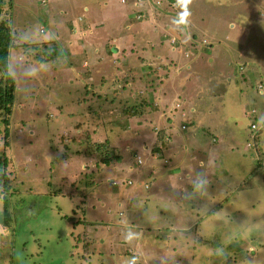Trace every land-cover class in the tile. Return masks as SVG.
<instances>
[{
  "label": "rangeland",
  "instance_id": "1",
  "mask_svg": "<svg viewBox=\"0 0 264 264\" xmlns=\"http://www.w3.org/2000/svg\"><path fill=\"white\" fill-rule=\"evenodd\" d=\"M11 1L10 24L17 47L11 48L8 56L15 98L7 150L12 187L7 192L13 215L4 228L0 210V264H207L206 243L214 241L209 237L198 243V237L215 229L217 222L238 235L234 245L229 239L233 255L227 256L228 264H264L255 258L258 254L250 253L257 247L256 239L247 236L254 230L260 232L258 248L264 254V0H192L187 20L186 12L180 14L178 0ZM4 5L9 7L6 2ZM84 6L88 10L84 11ZM136 11L143 12L142 20L132 16ZM180 15L183 28L175 20ZM128 28L130 33H124ZM53 51L51 60L38 62ZM168 61L173 65L166 70L161 64ZM244 65L260 73L250 77L249 92L241 95V85L234 78ZM130 67L139 75L158 70L153 82L157 87L170 86L166 93H184V98L196 99L195 87L208 85L214 94L213 105L226 102L218 108L216 104L211 114L203 110L201 115L202 122L216 126L214 134L219 131L222 135L223 141L212 149L218 156L217 170L192 167V183L186 192L204 179L215 184L216 191L218 185L233 187L237 202L228 201L232 193L223 206L217 205L219 199L213 200V211H201L202 220L193 228L195 219L189 222L187 212L207 207L193 199L184 200L189 204L183 205L180 200L176 205L168 199L170 165L166 153L153 152L157 115L147 127L150 115L127 119L120 118L118 110L114 111L117 117L101 111L103 102L112 97H126L128 103L138 99L143 82H138L136 89L130 84L122 89L117 79L125 72L132 73ZM208 75L216 80L209 83L205 80ZM195 77L205 81L192 85ZM260 79L262 85H258ZM165 95L156 92L151 99L160 111L167 103L175 114L169 123L173 135L191 133L193 125L186 130L180 127L183 120L191 122L187 119L190 115L183 116L180 106L184 101L176 98L180 106H175L174 96L169 100ZM194 105L201 107L197 100ZM92 109L99 110L97 118L89 115ZM158 114L170 115L166 109ZM251 124L257 129L250 130ZM202 127L205 129L203 125L195 127L198 131L193 133L205 143L209 135ZM86 132L93 140L106 139L121 160L104 164L99 156L87 152L82 142ZM246 138V146L263 160L262 169L254 173L256 166L247 155L241 158L239 170L235 161L226 162L227 145L239 139L242 144ZM151 163L156 164L157 175L142 183L143 171ZM223 169L227 175L222 174ZM209 173L215 177L210 178L213 174ZM176 196L179 193L172 198ZM70 220L78 224L73 227ZM83 220L108 224L83 227ZM222 226L219 231L224 230ZM77 236L91 244L82 249L83 241ZM245 240L249 243L247 253L236 254Z\"/></svg>",
  "mask_w": 264,
  "mask_h": 264
},
{
  "label": "trees",
  "instance_id": "2",
  "mask_svg": "<svg viewBox=\"0 0 264 264\" xmlns=\"http://www.w3.org/2000/svg\"><path fill=\"white\" fill-rule=\"evenodd\" d=\"M5 2L7 3L9 7H5L4 5ZM11 4H12L11 0H0V202H1L0 210H1V223L4 228H7V226L11 224V221H12L11 216L13 215V210L12 211L9 210L10 209V206H9L10 194L7 192L9 188L12 187V183H11L12 178L10 174L7 172L8 170L7 168L8 167V155H7L8 151L7 150L9 146V130H8L9 120L12 114L13 102L15 98V81L13 77L10 76L9 71H8V56H9V50L13 47H17L16 43L13 42L12 26L10 24ZM142 13L143 12L136 11V13L134 15L132 14V16H136L137 19H141ZM175 20H178L179 27L183 28L184 26L183 16L181 15L177 16L175 17ZM180 33L178 35L179 38L181 36ZM179 38H177V43H178L177 45H180ZM107 52L111 53V50L109 49V47L107 49ZM54 53H55L54 51L45 53V56H43V59H40L38 61V58H37V61L39 63L49 61L52 59ZM125 61H126V58H125ZM168 66H169L168 64H164V63L161 64V67L163 68H168ZM245 69H247L248 71L247 72L245 71V73H242V71ZM129 70L132 71L131 67L129 68ZM239 70H241L240 72H238L239 77L244 76L245 83L248 86L250 85V83H248V80L250 79V77H254L256 74L260 73L251 68L246 67L245 65L240 66ZM138 73L139 72L136 73L132 71V73L129 74L125 72L123 73V75L117 78L119 83H121L122 89L127 84L134 85V88L136 89L137 88L136 84L138 82H143L144 83L143 89L139 91V94L136 95L138 99L131 102L130 101L131 96H130L128 97L130 103H128L126 101L127 100L126 97H122V99H118L119 96H117L116 98L115 97L109 98L105 100L103 104L100 106L103 114H107L106 116L114 115L115 117H117L116 116L117 113L114 114V111L118 110L119 113L121 114L120 118L126 117L127 119H131V118H140L143 116V114H147L152 111L158 110L159 105L156 102H153V100L151 99L152 98L151 94L154 95L157 89V86H156L157 84H155V82L153 81H154V78H158V70L154 69L142 75H139ZM258 83H259L258 85H262L263 83L262 79H260ZM149 89L151 92L149 91ZM143 94L145 95L143 96ZM106 98H108V95H106ZM90 111H92V113H90L89 115L92 118H97V116L100 115L99 110L92 109ZM147 127H150V125H148ZM150 130H152V128H150ZM85 131H88V129H86ZM160 138H161V135H160V132L158 131L155 142H157ZM82 142L85 143L84 149L91 154L99 156V160L104 164H108L111 161L117 162L121 160L120 156L115 154L114 149L111 148L110 144L108 143L106 139L104 141L93 140L92 134H90L89 132H86L85 136L82 139ZM64 147H66V145H64ZM64 154H66V152H64L63 155ZM262 162H263L262 157L259 156L254 164L256 166L255 171L258 170V167ZM90 179H91L90 177L86 179L85 183L89 184ZM143 181L145 183L148 180L147 179L141 180L142 183ZM130 182L128 181V183ZM167 184H168V187L172 186V184L170 183H167ZM57 190L62 191L61 189H57ZM200 212L197 213L198 214L197 217L199 216ZM202 217H205V216H202ZM190 218L191 220L189 222H192V218L195 219V222L192 228L194 226H197L199 224L198 222L202 220L200 219V217L198 218L190 217ZM9 221H10V224H9ZM70 221L73 222L74 225L78 224L74 220H70ZM82 222L81 224L83 227L88 226V225L94 226L95 223H98L97 221L93 223L91 221H86V220L85 221L83 220ZM189 222L184 223V224H188ZM98 224L106 225L108 223L103 222V223H98ZM221 226L222 225H220L219 222H217L215 229L211 231H207V233L201 236L200 238L198 237V243L202 239H207L209 237H211L210 240L214 241L212 245L206 243V247H208V250H209L207 251L208 253H204L207 257L206 258L207 264L208 263L209 264H228L230 263L228 258L229 257L232 258L231 256L233 255V253H229V250H230L229 248H231L230 246L231 243L229 244V239L230 238L232 239V245H234L235 238L238 237V235H234L233 232L227 229V227H223V226L222 227L224 228V230L219 231L218 228ZM163 229L168 230V231L170 230L168 227H163ZM186 231L188 232L189 230L186 229ZM76 235H78V232L76 233ZM247 236H249L250 239H256L255 242L257 246V251L253 249L250 251V253L255 252L254 253L255 255L258 254L255 258L258 259L259 257L261 258L259 260L260 262L264 261L263 259L264 254H262V252L260 254V251L258 248V246L261 245V243L258 245V240L262 239L260 232L257 230H254L251 232V234H247ZM77 237H78V240L80 241L81 240L83 241V239L85 238L82 236H77ZM83 244L84 245H80L82 249H83V246H88L91 244V242L85 240L83 241ZM248 244L249 243L246 240L244 242H241V246L237 247L236 254L238 253V251L246 252V249H247L246 247ZM227 256L229 257L227 258ZM242 257L245 258L246 255ZM255 263H258V260L255 261Z\"/></svg>",
  "mask_w": 264,
  "mask_h": 264
},
{
  "label": "crops",
  "instance_id": "3",
  "mask_svg": "<svg viewBox=\"0 0 264 264\" xmlns=\"http://www.w3.org/2000/svg\"><path fill=\"white\" fill-rule=\"evenodd\" d=\"M45 4H47V3H45ZM84 7H85V8H83L84 11L88 10V8L86 6H84ZM45 16L48 17V14H45ZM120 22H121V20L118 22H115V24L120 23ZM89 25H88V21H85V26L87 28H89ZM72 26H74V25H72ZM81 28H83V26ZM53 29H56V27L53 26ZM128 31H129V28L126 31H124V33H130ZM80 33L81 32H76L77 35H79ZM192 38L194 39V36H192ZM128 40H130V37ZM172 48H174V47H172ZM115 50H116V48L114 49V51ZM201 54H202V52L200 53V55ZM197 55H199V54H197ZM166 64L169 65L168 68H164L166 70H169L170 67L173 65V64L170 65L168 62H166ZM186 66H187V64H186ZM219 73L220 72H218V74ZM174 75H177L176 71H175V73H173V76ZM173 76L171 77V80H173ZM234 79H235L236 83H239L241 85L238 88V92L241 95L249 92V87L245 83L244 76H241L240 78L236 77ZM205 80H207V81H209V83H211L212 81L216 80V77L215 76L212 77V75H208V76H206ZM205 80L203 79V81H200V80H198V77H195V81L192 85H194L196 83H202ZM168 81H170V80H168ZM173 84H176L175 81ZM245 86H246V90L244 88ZM206 87H207V90H206ZM169 88H170V86L167 88H163L162 86L161 87L159 86V87H157L155 93L158 92V94L162 93L165 95V93L168 91ZM178 88L182 89V84L178 85ZM172 90H173V87H172ZM195 90L198 91V93L196 95V99L188 98V97L184 98L183 97L184 93H180L178 95V93H175L174 91H173L174 93H166L165 97H167L170 100L172 98V96H174L173 99L176 100L175 106H180L177 99L182 100V102L184 101L180 107H182L181 109L185 111V114L183 116H185L186 118L189 115L191 116V117L187 118L188 120L191 119V122L188 123L185 120H183L182 121L183 124L181 123L180 127L182 125H185V128L181 127V129L186 130L188 125H193L194 128L197 126H200V125L205 126V129H203V127H202L203 133L209 135L208 136L209 139L207 141H205V143L203 142V139L202 140L198 139V136L195 133H193V131H198L197 128H195V129L193 128L192 132L188 133V134L182 133L181 135H179V134L173 135L171 129H169L170 128L169 123L173 120V118L175 117V114H172L173 112L171 110H168L167 103L165 104L166 107H164V108L161 107V111L158 109V110H155V111H152L150 113L145 114V116L150 115V119H149V122L151 123L150 126L153 125L152 116L157 115L155 117H158V119L156 118L158 120L156 124H159L158 131L160 132L161 138L157 142H155L156 141V138H155L154 142L156 143V145L154 144L155 146H153V148H154L153 152H155V154L158 153V155H160V156H162L163 153H166L165 154V160L170 165V171H168V173H167V177H168L167 183H168V181H170V184H172V186L168 187L170 190L169 191L170 195L168 196V199L174 201V203L176 205H179L180 203L182 205H183V203L189 204V202H185L184 200L188 201L190 199H193L192 201L196 202L197 204L201 203L204 207H207L206 209H202L203 208L202 207V208H196L195 210H192L191 212L188 211L187 212V213H189L188 217H196L198 215L197 214L198 212L204 211V210L208 211V214H210V210L212 212V208H211L212 206L211 205H214V204H212V202L215 199H219V201L217 202V205L223 206L222 202L228 194H230V193L233 194V197L230 200H228V201H231L233 203L237 202L236 198L238 197L236 195V192L233 190L234 189L233 187H230V186L225 187L222 185H218V189L216 191L215 184L209 183L210 181L206 183L204 179L201 180L200 185H195L192 188V191L186 192V186L192 183V175H191V168L192 167L193 168H201V166H202L203 168H206V169L215 168L217 170V161H218L217 158H218V156H215L212 154V149L216 150L218 148V145L223 141L222 135L219 131H218L219 134L213 133V131H216V129H215L216 126L212 123H209L208 121H207V123L202 122L201 115L203 113V110L207 111V114H211L210 110L215 109L213 107L216 104H217L216 108L220 107L221 105H224V103H226L225 100H224V102L218 101L213 105L214 94L212 91H211V93H210V91H208V85H202V86L195 87ZM229 90L230 89H228V91ZM258 93H261V92L258 91ZM221 98H223V97H221ZM195 100H197L199 102L201 107H199V106L196 107L194 105ZM176 103H178V105H176ZM184 106H185V108H183ZM165 109H166V111H169L170 115L167 114V115H165L166 117H164V116L160 117L158 113L162 112V110H165ZM255 109L257 110V108H255ZM182 110L180 112H182ZM181 114L182 113H180V116L182 117ZM163 118L165 120H163ZM253 122H255V121H253ZM250 130H251V128H250ZM239 140H238V142H239ZM246 141H247V138L245 139L244 143H242V144H238V142L232 143V145L228 144L227 147L224 149V152L228 153L227 154L228 160H226V162L231 163L232 161H235V165H237V170H239L240 166L242 165L241 158L243 159L244 155H247V158L252 159L254 161V164L257 160L256 155L253 154V152H251V149H249L246 146V143H247ZM235 148H236V151L238 152V154H235ZM260 153H262V151ZM153 163H155V162H153ZM153 163H151L148 170L143 171L144 178L147 180L149 178H151L152 175H154V174H155V176L157 175V171H156V169H154V168H156V164L154 165ZM258 169H262V164L259 165ZM254 172H255V169L253 170V173ZM212 174L213 173H209L210 176ZM222 174L227 175V172L225 169L222 170ZM203 176H207V174L204 172ZM214 177H215V174H213L212 177H210V178H214ZM174 179H176V180L173 183ZM159 188L161 189V185L159 186ZM228 189H231V191L224 194V191H226ZM210 190H213V191L215 190V191L214 192H208ZM175 193L176 194L179 193V196H176V198H172L175 195ZM179 200H180V203H179ZM200 215L201 214H199V216ZM212 216L213 215H210V217H212ZM220 217H225V216H220ZM76 225H73V227H75ZM72 230H74V229H72ZM76 232H77V230L74 231L75 234H76ZM255 251H257V247H256Z\"/></svg>",
  "mask_w": 264,
  "mask_h": 264
},
{
  "label": "clouds",
  "instance_id": "4",
  "mask_svg": "<svg viewBox=\"0 0 264 264\" xmlns=\"http://www.w3.org/2000/svg\"><path fill=\"white\" fill-rule=\"evenodd\" d=\"M178 3L182 6L181 15H183L185 12L188 14L185 17V20H187L188 16L190 15V12L188 11V5L192 3V0H178Z\"/></svg>",
  "mask_w": 264,
  "mask_h": 264
},
{
  "label": "built area",
  "instance_id": "5",
  "mask_svg": "<svg viewBox=\"0 0 264 264\" xmlns=\"http://www.w3.org/2000/svg\"><path fill=\"white\" fill-rule=\"evenodd\" d=\"M173 3V2H172ZM137 4V3H136ZM185 126L183 125V128H184ZM250 128H251V130H256L257 129V127H256V125L255 124H251L250 125ZM138 162L140 163V159L138 158ZM130 182V181H129Z\"/></svg>",
  "mask_w": 264,
  "mask_h": 264
}]
</instances>
